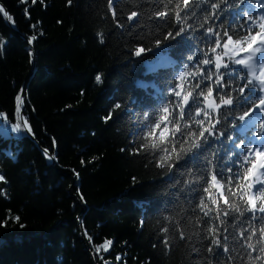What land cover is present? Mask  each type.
Instances as JSON below:
<instances>
[{
  "label": "trees",
  "instance_id": "trees-1",
  "mask_svg": "<svg viewBox=\"0 0 264 264\" xmlns=\"http://www.w3.org/2000/svg\"><path fill=\"white\" fill-rule=\"evenodd\" d=\"M228 2L232 7L224 0L187 6L184 0H0L11 18L0 13V264H264L258 251L264 235L240 237L249 227L264 228V220L254 221L247 205L246 196L255 193L243 179L246 167L229 168L230 142L210 141L203 156L186 162L198 136L173 138L177 125L184 129L200 118V92L216 87L200 79L215 73L203 60L223 56L225 33L233 43L245 41L247 16L264 15V0ZM212 4L224 9L216 20ZM179 27L186 30L183 39L175 36ZM209 27L219 29L215 53L214 40L205 39ZM138 47L146 50L141 57ZM178 70L186 74L179 82ZM175 83L183 94L193 93L190 106L166 99ZM22 90V117L34 139L5 131L21 119L15 97ZM213 112L221 120L227 114ZM250 124L226 135L239 136ZM218 151L225 172L239 176L217 175ZM165 155L172 163L180 159L174 170L158 167ZM258 181L264 182L261 173ZM217 239L230 250L224 254L221 247L218 258ZM107 240L108 252H97ZM249 242L257 250L247 249Z\"/></svg>",
  "mask_w": 264,
  "mask_h": 264
},
{
  "label": "snow or ice",
  "instance_id": "snow-or-ice-1",
  "mask_svg": "<svg viewBox=\"0 0 264 264\" xmlns=\"http://www.w3.org/2000/svg\"><path fill=\"white\" fill-rule=\"evenodd\" d=\"M24 2V0H21ZM37 0H32V3H36ZM110 4L112 0H109ZM189 0H184L185 6L188 5ZM248 0H240V5H244ZM71 3V0H69ZM224 3L228 7H232L229 4L228 0H224ZM212 8L217 9L218 11L213 14V19L216 20L219 15L223 12V8L220 5L212 4ZM261 9H264V3L260 5ZM0 13L8 17V13L3 6H0ZM159 16L163 17L164 12L158 13ZM137 16V12L133 11L128 16V20L131 21L134 17ZM9 19H11L9 17ZM176 19L179 21L181 19L180 14H176ZM242 29L248 33L247 39L245 41L237 40L233 43V38L231 35L227 36V40L223 45L221 51L223 56L216 55L215 61L211 58H206L203 60V65L209 66L214 64L215 73L212 76L201 75V80H212L216 85L215 88L208 87L207 94L200 92V98L203 100L204 108L196 109V116L200 117L195 121L194 125L186 126L184 129H181L179 125L175 128L176 136L173 138H178L183 140L185 133H190L189 139L195 140L198 136L199 142H193L192 148L193 152H190L186 157L187 160L199 159L208 151L210 147L209 142L212 143H221L222 138L230 142V150L234 152V156L229 157L231 161L229 168L237 169L238 167H246V172L244 173L243 179L247 182V189H253L255 194H248L246 196L247 205L250 208L252 214V219L254 221L264 220V182L258 181L254 187L252 181L257 179V172H260L264 175V15H260L258 20H254L253 15L247 16V22L243 24ZM185 29L179 27V30L175 33V36L184 38ZM208 36L205 39H212L215 42L216 47L212 48V52L215 53L217 48H220L221 41L217 38L219 34V29L214 30L212 27L207 28ZM172 33H167V38H172ZM32 40H36V37L33 36ZM101 43L103 41L101 40ZM156 45H161V40L157 39L155 41ZM230 49V50H229ZM158 50V49H157ZM145 48L138 47L135 50V56L141 57L145 53ZM227 59V63H221L222 59ZM198 59V57H197ZM206 72L208 69L205 70ZM241 73H243L241 75ZM186 78L184 71L178 70V75L174 77V80L179 82ZM95 80L101 82V75H96ZM231 81V83H229ZM199 89V85H196ZM182 85L180 83H175L170 87V93L167 100H172L173 103H179L182 106H190V98L193 97L192 92L183 94L180 90ZM215 94L216 100L218 102L210 99ZM17 103L15 107V113L19 116L21 108L23 107L21 101V95L15 97ZM195 99V98H193ZM120 108V105L116 106ZM221 108L226 110L227 114H224L221 119H217L216 114L213 112V109L220 110ZM239 110L240 114L235 115ZM126 111V106H125ZM161 111L165 114L161 117L164 122H167L169 117V108L167 106L163 107ZM143 114V113H142ZM155 115V111L146 119L145 127L148 126V122ZM180 115L183 117L184 108L180 109ZM253 116H257V119L252 120ZM110 118V117H109ZM214 121V123L212 122ZM250 126L246 128L239 136H230L226 135V132H240L239 129L244 128L249 124ZM23 124V129H22ZM258 124V128H257ZM205 125H208L205 127ZM228 125L225 131H219L218 129ZM157 129L161 127L160 124L155 126ZM7 128H10L13 132L20 133L21 131L26 134H31L33 129L29 125L28 120L21 118L18 122L7 125ZM241 133V132H240ZM151 136L152 133L150 132ZM161 136L164 135L163 132L160 133ZM251 145V147H249ZM134 146V143H133ZM143 147V146H141ZM139 151V150H137ZM171 152L176 151V147H172ZM42 154L48 156V151L42 150ZM217 156V175L221 178H224L225 175L228 176H239V171H228L225 172V162L219 159V151L216 153ZM242 157V159H241ZM49 159H54V157H48ZM239 161V165L237 164ZM180 159L176 158V162L172 163L170 155H165L163 160L160 162L158 167H168L170 171L174 170L177 165H179ZM204 165L207 166L209 161L207 158L203 161ZM217 175L211 177L213 185L217 181ZM5 176L0 175V181H4ZM245 191V190H242ZM82 199V197H81ZM258 201L260 203H258ZM229 201L224 200V204L227 205ZM201 204L203 202L201 201ZM258 209L259 216L256 215ZM208 213L205 212L207 217ZM227 215V214H225ZM15 220L19 222L20 217L16 216ZM20 227L23 228L24 225L20 224ZM166 231V230H165ZM251 233L252 236L264 235V228L254 229L249 227L241 232L240 237L242 241H248L251 237L248 235ZM89 240L92 239L91 236L88 237ZM167 243V241H165ZM225 243L227 239L225 238ZM112 244L111 240L103 242V245L100 248H97V252H108L109 247ZM216 246V251L214 256L218 258L220 255V249L223 247V253L227 254L230 250L228 247L221 245L219 239L214 241ZM247 249L257 250L252 243H246ZM259 252L264 253V247L258 249ZM208 252L213 253V248H208ZM257 260H260L261 257L257 256Z\"/></svg>",
  "mask_w": 264,
  "mask_h": 264
},
{
  "label": "water",
  "instance_id": "water-1",
  "mask_svg": "<svg viewBox=\"0 0 264 264\" xmlns=\"http://www.w3.org/2000/svg\"><path fill=\"white\" fill-rule=\"evenodd\" d=\"M0 6H3L2 4H0ZM4 7V6H3ZM5 8V7H4ZM5 10L7 11V9L5 8ZM8 13V12H7ZM6 18H9V15L8 17ZM21 101H22V104H23V107L21 108V112H20V118H23L22 117V112H23V108H24V102H25V95H24V90H22L21 92ZM31 135V138L34 139V136L32 134Z\"/></svg>",
  "mask_w": 264,
  "mask_h": 264
},
{
  "label": "rangeland",
  "instance_id": "rangeland-1",
  "mask_svg": "<svg viewBox=\"0 0 264 264\" xmlns=\"http://www.w3.org/2000/svg\"><path fill=\"white\" fill-rule=\"evenodd\" d=\"M210 99H212V100L215 101V102H218L214 97H211ZM214 110H216V109H214ZM259 176H260V172H257V179H254V180L252 181L253 184H255V183L257 182Z\"/></svg>",
  "mask_w": 264,
  "mask_h": 264
}]
</instances>
